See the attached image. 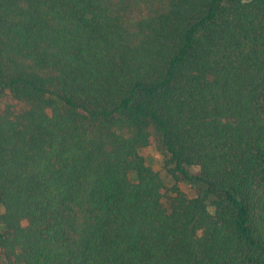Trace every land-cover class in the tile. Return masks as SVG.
Listing matches in <instances>:
<instances>
[{"label":"trees","instance_id":"obj_1","mask_svg":"<svg viewBox=\"0 0 264 264\" xmlns=\"http://www.w3.org/2000/svg\"><path fill=\"white\" fill-rule=\"evenodd\" d=\"M0 204V264H264V0H0Z\"/></svg>","mask_w":264,"mask_h":264},{"label":"rangeland","instance_id":"obj_2","mask_svg":"<svg viewBox=\"0 0 264 264\" xmlns=\"http://www.w3.org/2000/svg\"><path fill=\"white\" fill-rule=\"evenodd\" d=\"M140 154L145 158L146 162L152 166V168L158 172L164 189H163V204L167 208L169 207V197L173 195V190L178 188L180 192L185 194L189 198H194L200 187L199 182L195 180H187L183 175L173 172L174 164L171 163L169 158L163 155L159 150L150 146L141 150ZM188 173L191 176L198 175V169L192 166H187ZM4 212L3 206L0 204V216ZM0 221V231L2 230Z\"/></svg>","mask_w":264,"mask_h":264}]
</instances>
